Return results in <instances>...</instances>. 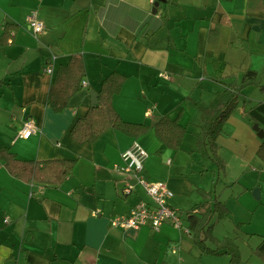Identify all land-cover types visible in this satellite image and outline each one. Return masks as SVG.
<instances>
[{
	"label": "crops",
	"instance_id": "0c3cea01",
	"mask_svg": "<svg viewBox=\"0 0 264 264\" xmlns=\"http://www.w3.org/2000/svg\"><path fill=\"white\" fill-rule=\"evenodd\" d=\"M155 1L0 0V35L5 23L18 26L0 44V148L21 160L75 161L58 186L16 179L0 161V264H228L227 254L202 252L170 222L158 230L110 225L115 215L148 200L139 185L122 197L120 188L134 180L112 168L133 143L147 153L144 178L173 192L170 205L184 228L188 212L204 201L200 192H212L228 214L212 218L207 246L230 238L239 264H264V162L257 155L264 91L245 86L224 120L215 138L224 170L197 152L194 138L201 125L195 103L208 106L222 83L238 84L247 70L264 81V0H165L153 13ZM31 9L43 23L40 35L26 22ZM72 54L82 58L86 84L54 112L48 88ZM48 64L51 75L44 72ZM112 72L126 77L113 108L146 131L130 136L109 129L92 143H73L69 130L91 107L90 92ZM161 117L185 128L177 149L156 136ZM27 118L37 131L24 139L17 134Z\"/></svg>",
	"mask_w": 264,
	"mask_h": 264
},
{
	"label": "trees",
	"instance_id": "16d2710c",
	"mask_svg": "<svg viewBox=\"0 0 264 264\" xmlns=\"http://www.w3.org/2000/svg\"><path fill=\"white\" fill-rule=\"evenodd\" d=\"M17 25L5 23L0 35V44H6L10 32L17 29ZM257 72L247 70L238 84H223V89L215 94L208 106L198 103L201 114V125L194 134L197 152L207 157L224 170L225 164L217 153L216 136L222 131V124L241 95V90L248 85H257L264 91V81L257 79ZM84 65L80 55L72 54L66 64L55 72L47 92V104L54 112H61L69 99L82 88ZM126 77L112 72L100 83L96 92L97 103L91 106L85 115L76 120L69 130L70 140L77 144L92 143L109 129L117 130L130 136H137L146 131L147 126L142 123L123 121L112 105L113 96L118 94ZM154 131L160 141L173 149H177L185 135V128L176 119L161 117L154 123ZM257 155L264 162V139L258 148ZM0 161L8 173L19 180L35 182L42 186H58L72 172L75 161L73 159H47L43 161L21 160L6 147L0 148ZM204 201L197 204L198 209H192L187 214V229L195 246L206 254L225 253L229 256L228 264L241 262L237 244L230 238H224L214 249L207 246V241L213 239L212 218L227 216L225 208L212 192H200ZM194 208V207H193Z\"/></svg>",
	"mask_w": 264,
	"mask_h": 264
},
{
	"label": "built area",
	"instance_id": "2783aa9c",
	"mask_svg": "<svg viewBox=\"0 0 264 264\" xmlns=\"http://www.w3.org/2000/svg\"><path fill=\"white\" fill-rule=\"evenodd\" d=\"M26 22L34 35L43 32V23L38 19L35 10H31L26 16ZM53 59V56H52ZM44 72L51 75L53 69L51 64L44 67ZM158 76L168 79L166 73H158ZM85 81L82 85H85ZM37 127L31 118H27L23 123L17 136L27 139L35 134ZM147 158L145 150L133 143L129 148L120 154V163L113 164L112 168L123 175H129L134 183L125 182L120 188V195L126 197L130 195L136 185H139L145 192L148 200H139L131 206L126 214L115 215L110 219V225L120 229H139L147 226L153 230H158L165 222H170L174 227L188 233V229L182 226L180 214L170 205L173 192L161 181H147L142 175L144 160ZM96 211L93 215H96ZM7 221V219H5Z\"/></svg>",
	"mask_w": 264,
	"mask_h": 264
},
{
	"label": "water",
	"instance_id": "95a60500",
	"mask_svg": "<svg viewBox=\"0 0 264 264\" xmlns=\"http://www.w3.org/2000/svg\"><path fill=\"white\" fill-rule=\"evenodd\" d=\"M160 2H165V0H156L153 4L152 12H156V8L159 5ZM90 100H91V106L95 105L97 103L96 99V93L94 91L90 92ZM253 130L257 131L259 137H263V132L259 130L257 125H253ZM253 196L257 199L259 198L258 189H253Z\"/></svg>",
	"mask_w": 264,
	"mask_h": 264
},
{
	"label": "rangeland",
	"instance_id": "374dc122",
	"mask_svg": "<svg viewBox=\"0 0 264 264\" xmlns=\"http://www.w3.org/2000/svg\"><path fill=\"white\" fill-rule=\"evenodd\" d=\"M31 10H35V9H31ZM31 10H29V12H30ZM29 12H28V13H29ZM261 74H262V73H261ZM261 74H260V75H261ZM205 162H207L210 166H212V164H211L210 161L208 162V160H205ZM142 175H143V174H142ZM143 176H144V175H143ZM147 181H148V180H147ZM215 220H216V219H215ZM213 221H214V219L212 220V222H213ZM220 232H225V230H222V231H219V230H218V233H220ZM243 256H244V257H247V254H246V253H243ZM210 257H211V256H203L202 259H203V261H205V260H210Z\"/></svg>",
	"mask_w": 264,
	"mask_h": 264
}]
</instances>
